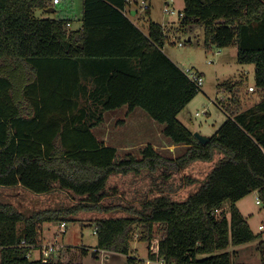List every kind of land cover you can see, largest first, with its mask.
<instances>
[{
    "label": "trees",
    "instance_id": "16d2710c",
    "mask_svg": "<svg viewBox=\"0 0 264 264\" xmlns=\"http://www.w3.org/2000/svg\"><path fill=\"white\" fill-rule=\"evenodd\" d=\"M133 3L138 0H84L83 27L73 30L70 18L37 15L55 11L52 0H0V185L21 184L35 193L60 188L82 197L30 214L0 201V264H82L91 251L86 245H62L47 262L27 254L41 245L43 223L119 209L128 215L95 219L96 253L118 252L127 256L126 264H146L131 246L134 226H141L139 240L160 237L166 264H247L233 263L228 248L255 239L264 262L263 234L252 230L237 203L257 191L264 204V0H184L176 32L190 34L185 42H192L197 27L203 29L208 50L237 46L238 63L255 65L260 96L243 110L235 96L239 81L220 83L233 93L228 117L206 143L178 117L201 88L165 53L171 29L149 20L145 33L130 17ZM88 60L104 64L90 94L95 109L86 105ZM123 105L127 114L140 106L165 123L164 134L186 144V151L171 157L149 143L140 156H120L93 127L105 110ZM217 154L184 200L165 193L140 207L102 201L113 173L160 170L165 183ZM148 257H155L150 249Z\"/></svg>",
    "mask_w": 264,
    "mask_h": 264
},
{
    "label": "rangeland",
    "instance_id": "374dc122",
    "mask_svg": "<svg viewBox=\"0 0 264 264\" xmlns=\"http://www.w3.org/2000/svg\"><path fill=\"white\" fill-rule=\"evenodd\" d=\"M165 1L138 0L137 4L133 3L131 5L138 11L132 17L140 26L148 25L149 20L166 25L171 29L170 39L165 44L167 53L183 69L192 68V70L204 73V85L184 108L180 114V120L191 126L190 129L194 132L198 131L202 134L213 132L212 130H215L227 119L228 115L225 107H228L227 102L233 95L229 90L220 89V83L232 78L239 80V86L236 88V95H234L239 100V106L242 109L250 106L256 99H259L260 96L257 91L249 89L250 86L256 87L254 70L248 71L250 67L254 66L252 64L241 66L245 67L244 69L248 72L240 75L241 70L238 69V61L236 56L231 53L230 48L213 46L208 50L204 45V31L199 27L192 34V42H185L189 39L190 34L181 31L176 32V26L179 25L180 21L179 14L166 13L164 11ZM82 3L83 0H62L60 4L55 6L56 10L49 12L48 16L51 15L55 18L63 16L72 20H78L77 18L82 17ZM174 5L178 12L182 10L184 0H175ZM42 14V11H37L38 16H42ZM178 41H183L185 44L179 45ZM196 112L200 114L196 115ZM121 117H126V115ZM138 120L144 123V119L138 118ZM135 122L133 123L132 121L130 126L127 127L128 131L123 132L124 134L129 133L128 141L123 139L121 141L113 140L105 142L116 146L120 156H125L130 152L140 156V150L149 143L157 145L159 147L157 149L167 156L176 157L183 152V148L172 145L173 143H170V141L168 143L161 133L158 136L159 128L155 126L152 128L147 127L146 133L152 131L155 132V135L153 137L144 136L142 128L134 125ZM118 123L121 125L126 122L125 119H119ZM168 144L171 147L167 148ZM160 146H164L165 148L162 149ZM219 156L217 154L212 161H195L182 171L173 174L165 183H163L160 177V170H143L140 174L113 173L109 178L106 195L102 201L105 204H123L140 207L142 202L165 193H168L173 199L184 200L189 194L199 188ZM26 189L0 185V201L12 203L18 209L30 214L35 210L43 208L75 204L82 199L81 196L67 190L57 189L55 193H53L54 191L52 193H35ZM257 197L258 192L253 191L238 200L237 203L243 214L247 217L252 230L255 233H262L264 240V228H259L261 224L264 225V204L257 203ZM229 204L227 203L228 206ZM121 215H128V213L121 209L111 212L84 211L76 216L77 219H69L66 222L67 227L63 232L60 230L59 222H53L49 226L52 236L63 245L96 246L98 240L95 232V219L103 216ZM134 230L138 232V237L134 236L131 242L132 249L141 258L146 259L149 252V242L139 240V232L142 231L141 226H134ZM40 231L42 239H47L42 234V229ZM259 241L260 239H255L240 245L230 246L228 250L232 252L233 263L264 264L258 249ZM95 249V247L92 248L93 251ZM38 253V249H35L33 257L36 258ZM205 255L207 254H203L202 256ZM104 262L105 257L102 253H100L99 258H94L92 254H89L85 260V264H106ZM109 264H121V261L112 258Z\"/></svg>",
    "mask_w": 264,
    "mask_h": 264
},
{
    "label": "crops",
    "instance_id": "0c3cea01",
    "mask_svg": "<svg viewBox=\"0 0 264 264\" xmlns=\"http://www.w3.org/2000/svg\"><path fill=\"white\" fill-rule=\"evenodd\" d=\"M83 5H84V0H83V3H82V14H83ZM57 6V5H56ZM184 8V6L182 7V9ZM42 11V10H40ZM130 17L132 18V20L145 32L147 33L148 32V25L146 26H140L139 23L132 17V15L134 14H137L138 11L137 9H135L134 7L131 6L130 8ZM42 17H53L51 15L48 16L49 12H45V11H42ZM78 20H72L70 19L71 21V25L70 27L73 29V30H78V29H81L83 27V20H82V17L80 18H77ZM163 26H166L162 23ZM230 50H231V53L236 56V59H237V52H238V47L233 45V46H230L229 47ZM164 51L165 53L173 60L172 56H170V54L167 53L166 49H165V46H164ZM174 61V60H173ZM100 64H98L97 61H91V60H88L86 61L84 67H85V83L88 85V91H87V98H86V105L87 107L89 108H92V109H95L97 108V106L93 103V98H90V94L92 93V91L95 90L96 88V82H95V78L99 75L98 70L100 68H104V64L103 62H99ZM239 64V67L238 69L241 70L240 72V75H244L246 72L250 71V70H254V74H255V65L252 64L254 67H250V69L247 71L246 69H244L245 67H241V66H245V65H248V64H241V63H238ZM180 66V65H179ZM183 69V67H181ZM242 68V69H241ZM97 73V74H95ZM201 74L204 75L203 72H200ZM205 76V75H204ZM234 81H239L238 79L236 80L235 78H232ZM251 87V86H250ZM254 91V90H252ZM260 100V97L259 99H256L254 101V103H252L250 106L248 107H245L244 109H248L249 107L253 106L256 102H258ZM243 109V110H244ZM127 105H123L121 107H118V108H115V109H110V110H105L104 113H103V120L98 123L97 125H95L93 127V131L94 133L96 134V136L101 140V141H104V142H108V141H113V140H116V141H121V140H127V138H129V133H126L124 134L123 132H126L128 131V128L131 124V122L133 121V123L137 120V122H135L134 125L138 126L139 128L141 127L142 128V134L144 136H151L153 137V135H155V132H152L150 131L149 133H146V129L147 127H150L152 128L153 126L157 127L160 129L159 133H158V136L160 135V133L162 135H164L163 137L165 138V140L168 142L170 141V143H173L172 145H177L181 148H183V152L184 153L186 151V149L188 148V146L184 143H175L170 137L166 136L163 132L166 124L165 123H160L158 121H156L155 119H153L149 113L142 107L138 106L136 107L132 112H130L129 114H127ZM184 110V109H183ZM183 110L178 114V117L180 119V114L183 112ZM122 114V115H121ZM197 115V112L195 113ZM126 115V117H121V116H124ZM138 118H142L144 119V123L140 122L138 120ZM119 119H125V122L124 124H119L118 121ZM139 121V122H138ZM185 123V122H184ZM186 124V123H185ZM187 125V124H186ZM188 126V125H187ZM189 128H191V126H188ZM220 127V126H219ZM217 127L215 130H212L213 132H209V133H205V135H208V136H212L216 131L217 129L219 128ZM101 129V130H100ZM192 130V129H191ZM134 134V133H132ZM149 138V137H148ZM152 139V138H151ZM150 140V139H149ZM160 140V138H159ZM169 143V142H168ZM108 144V143H106ZM109 145V144H108ZM154 146L156 148L159 149V147L157 145L154 144ZM163 148H165L164 146H160ZM168 147H171L170 144L167 145V148ZM181 153V154H182ZM14 187H22L24 190L26 189L25 187H23L21 184H18V185H14ZM57 189H60V188H56L54 190H52L51 192H48V193H55L57 192L56 190ZM27 190V189H26ZM63 190V189H61ZM49 224L51 223H43L41 225L42 228H40V230L42 229V234L47 237V239L43 240L42 237H41V231L39 232L40 233V239H41V244H44V243H49V242H52L54 241L56 238H54L52 236V232L50 231V226ZM66 245V244H65ZM87 246V245H86ZM88 247H91V251L89 254H92V256L94 258H99L100 256V253H102V250L99 249L98 253H96L95 251H97L96 249L93 251L92 248L93 247H96V246H88ZM35 249H38V248H35ZM33 249L31 251L32 253V257L34 255V250ZM39 251V249H38ZM107 253V257H105V262L106 264H109V261L112 259V258H116V259H119L121 261V264H126L127 262V256L125 254H122V253H118V252H111V251H107L105 252ZM133 254L137 255L135 253V251L133 250L132 252ZM40 253H38V256H39ZM89 254H87L86 256L82 257L81 259V263L85 264V260L86 258L89 256ZM103 254V253H102ZM38 256L36 258H38ZM139 256V255H138ZM140 257V256H139ZM104 262V263H105ZM100 264H103V263H100Z\"/></svg>",
    "mask_w": 264,
    "mask_h": 264
},
{
    "label": "built area",
    "instance_id": "2783aa9c",
    "mask_svg": "<svg viewBox=\"0 0 264 264\" xmlns=\"http://www.w3.org/2000/svg\"><path fill=\"white\" fill-rule=\"evenodd\" d=\"M53 4L54 5H58L62 2V0H52ZM175 0H166L165 1V6H164V11L166 13H172V14H175V13H178L179 14V18L181 19L184 15V13L179 10L178 12L176 11V8H175ZM68 25H71V23H69ZM178 44L179 45H184V42L183 41H178ZM184 72L187 74V76L192 80L194 81V83L199 87V88H202V86L204 85V82H205V77L203 74H201L200 72L198 71H195V70H192V68H184L183 69ZM250 90H254V87L251 86L249 88ZM200 113L197 112V115H199ZM257 203L259 204H262V201L260 200L259 197H257V200H256ZM67 227V223L66 222H62L60 223V230L61 232L65 231ZM260 229H263L264 228V225H260L259 226ZM97 230V227L95 228V232ZM135 237L137 238L138 235L136 234ZM23 243L25 242V240L22 241ZM63 244H61L59 241H57V239H55L54 241L52 242H49V243H44V244H41L39 246V256L38 258L39 259H42V261L44 262H47L50 257L55 254L57 252V250L62 246ZM149 249L150 251L152 252V254L155 255V257H147L146 258V264H166L165 260L160 256V237L159 236H156L154 237L151 242L149 243ZM102 250V253L104 255V257H107V252L106 250ZM32 251V250H31ZM28 252L27 256L28 257H32V253Z\"/></svg>",
    "mask_w": 264,
    "mask_h": 264
},
{
    "label": "water",
    "instance_id": "95a60500",
    "mask_svg": "<svg viewBox=\"0 0 264 264\" xmlns=\"http://www.w3.org/2000/svg\"><path fill=\"white\" fill-rule=\"evenodd\" d=\"M194 135L203 143H206L210 140L211 136L202 134L201 132L195 131Z\"/></svg>",
    "mask_w": 264,
    "mask_h": 264
}]
</instances>
